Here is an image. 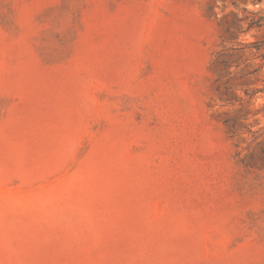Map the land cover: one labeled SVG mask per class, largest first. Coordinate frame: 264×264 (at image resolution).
<instances>
[{"label":"rangeland","instance_id":"rangeland-1","mask_svg":"<svg viewBox=\"0 0 264 264\" xmlns=\"http://www.w3.org/2000/svg\"><path fill=\"white\" fill-rule=\"evenodd\" d=\"M0 264H264V0H0Z\"/></svg>","mask_w":264,"mask_h":264}]
</instances>
